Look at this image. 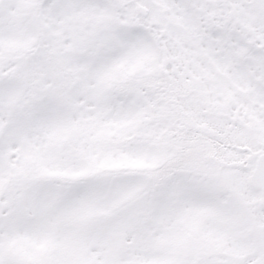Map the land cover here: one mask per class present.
Returning a JSON list of instances; mask_svg holds the SVG:
<instances>
[{"label": "snow or ice", "instance_id": "6c2138e0", "mask_svg": "<svg viewBox=\"0 0 264 264\" xmlns=\"http://www.w3.org/2000/svg\"><path fill=\"white\" fill-rule=\"evenodd\" d=\"M0 264H264V0H0Z\"/></svg>", "mask_w": 264, "mask_h": 264}]
</instances>
